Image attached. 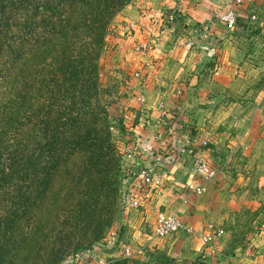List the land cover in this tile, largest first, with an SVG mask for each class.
Returning <instances> with one entry per match:
<instances>
[{
  "label": "trees",
  "instance_id": "obj_1",
  "mask_svg": "<svg viewBox=\"0 0 264 264\" xmlns=\"http://www.w3.org/2000/svg\"><path fill=\"white\" fill-rule=\"evenodd\" d=\"M132 1L0 0V264L33 253L44 212L60 194L59 175L76 155L83 159L78 204L67 208L71 222L63 229L48 223L55 238L45 263H70L102 240L118 217L120 161L105 109L93 98L100 95V59L111 23ZM69 223L70 229L83 223V238L91 234L93 241L67 256L75 243Z\"/></svg>",
  "mask_w": 264,
  "mask_h": 264
},
{
  "label": "crops",
  "instance_id": "obj_2",
  "mask_svg": "<svg viewBox=\"0 0 264 264\" xmlns=\"http://www.w3.org/2000/svg\"><path fill=\"white\" fill-rule=\"evenodd\" d=\"M230 2L186 1L188 18L200 32L203 25L210 39L206 42L196 39L198 44L193 38L183 41V45L177 41L164 44L163 48L169 50L173 59L163 61L160 57L158 61L166 70L163 68L157 76H149L145 85L133 93L145 94L146 105L135 99L132 102L133 94L129 95L131 103L128 99L125 101L136 111L150 112L154 117L150 127L142 121L134 124L131 144L137 146V158L142 160L140 167L156 165L163 183L157 190L140 196L138 208L121 204L122 219L126 224L132 223L129 224L132 236L144 243L149 240L144 245L152 248L157 243L154 234L160 212L176 215L194 228L196 234L179 232L166 238L168 251L219 256V260L215 258L218 264L230 261L231 264H255L264 250V0H245L237 27L231 32L214 18L215 12H226ZM160 54L156 51L154 57ZM122 67V74L131 72ZM161 98L166 101L162 103ZM160 104L165 105L162 108L167 128L174 133L170 138L162 133V140L190 139L198 153L216 169L218 175L213 181L204 183L194 175L193 156L179 155L173 159L170 156V160L157 163L160 158L151 160L146 152H138L146 145L161 148L164 144L157 143L155 138V118L162 112L157 110ZM202 141H207L208 146L200 148ZM129 180L130 185H137L141 183V176ZM191 182L207 186V195L190 201L186 186ZM244 209L260 216L249 223L241 213ZM210 223L224 231L214 245L203 241ZM260 223L261 231L249 232L244 227L251 224L256 228Z\"/></svg>",
  "mask_w": 264,
  "mask_h": 264
},
{
  "label": "rangeland",
  "instance_id": "obj_3",
  "mask_svg": "<svg viewBox=\"0 0 264 264\" xmlns=\"http://www.w3.org/2000/svg\"><path fill=\"white\" fill-rule=\"evenodd\" d=\"M186 1L188 0H133L129 6L116 15L111 23L109 34L105 43V50L102 53L100 59L101 69L98 85L101 96L99 95V98H93V101H97L99 99L101 106L105 109L104 116L109 119L110 132L112 133V149L115 152L116 158L118 161H120V186L116 200L119 199V197L121 200L122 195L128 190L134 192L136 197L138 195V199L140 196L144 197V195H146L149 191L157 190L154 187H145L142 183L130 185V176H127L126 170L127 167L123 168L122 161L128 150L137 149L136 145L131 144L133 141L132 128L134 124H136L138 121H142L146 123L147 127H150L152 124L151 122H153L154 119L152 113L150 114V112H144L140 109L136 111L137 109L135 107H129L130 105L127 106L125 101L127 99L129 100V95L136 92V88L145 85V82L149 76H157V74H159L163 68L166 70V67H163L158 61L160 57L163 61H168L172 58L170 52H168L169 50L167 51L163 48L164 44H171L172 42V44H174L176 41L177 43L181 44V42L185 40L190 41L191 38H193L194 43L197 42L196 44H198V41L204 42L205 40H209L211 37L209 36L208 38H204L200 30L198 31V29L195 27L196 25L194 26L195 23L190 21V18H188L189 15H187L185 12ZM170 14L174 15L175 20L174 24L169 28L165 27L163 23H153L154 19L160 18L162 20ZM162 26L166 29H163ZM195 32L198 34L196 35ZM196 39H198V41H196ZM158 40L161 43L156 44L158 43ZM156 51L161 53L160 56L154 57V52ZM126 63H128V65ZM122 66H124L125 70H131V72L122 74ZM165 74H168V72ZM29 93H31V91H29ZM141 93L133 94V97H130V99H132V102L136 100L139 104L146 105L147 97L145 94ZM131 101L129 100V103H131ZM160 101L163 103L166 100L161 98ZM162 107H165V105H157L158 112L160 109L162 112H159V115L155 118V125L157 128V135L155 138L157 143L162 141L164 144L161 148H156L152 145H146L144 148L140 147L139 149L141 150H137L142 154H145L146 152L147 156H149L150 152H152L153 156L160 158L157 163L170 160V156H172V159L179 156L181 146L186 143V139L184 138L180 142L178 140H162L163 134L167 135L168 138L174 134L167 128L168 124L165 123L166 114L164 113V109ZM160 128H164V132H161L159 130ZM202 144L203 141L199 143L200 148H203ZM76 156L77 158L74 159L73 157L70 159L69 167L63 170L59 175L58 184L55 189L58 191L60 190V194L56 199H52L49 202L50 205L47 206L44 212V222L42 224L44 225L43 231L42 233L37 234L38 245H32L30 251L33 253L25 252L17 257L15 259V264L49 263L50 259L48 260V258L50 251L48 248V243L54 240L55 233L49 232L48 223L52 222L58 225L57 231L63 229V224L66 222V220L71 222L68 220L69 211H67V208H69V206L73 208L76 206V204H78L77 200L79 199V192L81 189L78 188L76 181L77 174L80 170V165L83 163V159L80 155ZM205 159L207 160V158ZM153 168H156V165H154ZM160 178L163 181V177L160 176ZM72 192L74 193L72 194ZM208 192L209 190L207 188V191L202 194L197 195L189 193L188 197L190 201H196L197 199L199 200L206 196ZM68 193L70 195H68ZM1 196L0 206L3 204V198ZM120 200H117L119 204ZM139 201L141 200L139 199ZM119 204L116 207L119 215L114 220L112 227L102 240L93 244L94 246L108 247L107 249L109 250L106 251L107 254L103 256L106 258V260H108L109 264H113L118 260H126V258L121 256L127 250L132 253V257L127 258V260L130 262H153L152 264H156L160 263L161 261L174 259L178 263L189 261L197 264H218L215 258L219 260V256L217 257L214 255L213 258L207 257L203 254H195L191 251L187 254H184L183 252L181 253L180 251H168V247L166 243H164L166 238H156L155 240H157V243L155 244V247L153 246L150 248L145 246L149 240L144 243L145 241L139 239V237L136 238L131 235V230L133 229L130 228L131 225L129 224L132 223L126 224V222L122 219L123 216H120L121 214ZM162 213L163 212H160V214ZM241 213L244 215L245 219L249 221V223L254 222V220L260 216V214L257 212L252 213L245 209L242 210ZM135 216L136 215H133L134 219H136ZM67 226L69 230H73V233L75 234L73 238L75 243L72 245V249L68 250L67 253L66 251L64 252V255L66 253L68 256L72 254V251L77 246V244L82 243L83 246H87L93 241V239L91 234L83 238L85 233V227L83 223H80L79 227L78 225L72 224V229H70V223ZM244 227L248 228L249 232L250 230L253 231V229H256V231H261L263 225L260 223L256 226V228H253V226L250 224ZM195 232L196 231L194 230L192 234L187 232L185 233L188 235H195ZM62 234L64 235L63 232ZM246 235L248 234L246 233ZM241 236L242 234H240L238 237ZM81 238H83V240H81ZM218 238L220 237L215 236L211 243L214 245ZM232 244H234V242L231 243V246ZM163 245H165V247ZM206 245H208V243H206ZM61 247L62 245H60V248ZM157 247H162L166 249V251ZM38 251L41 252L37 256L36 252ZM60 254L63 255L62 248ZM253 257L254 256H250L251 259ZM229 264H231V261ZM245 264H248V262ZM255 264H264V250L262 253H260L258 262Z\"/></svg>",
  "mask_w": 264,
  "mask_h": 264
},
{
  "label": "built area",
  "instance_id": "obj_4",
  "mask_svg": "<svg viewBox=\"0 0 264 264\" xmlns=\"http://www.w3.org/2000/svg\"><path fill=\"white\" fill-rule=\"evenodd\" d=\"M245 3V0H231V2L228 5V10L226 12H215L214 18L216 21L222 23L225 25L226 30L228 31H234L238 24V18L239 13L242 11L243 5ZM160 17V16H159ZM252 19L254 20L255 17L253 16ZM175 17L174 15L170 14L165 19H154L153 23H163L165 27L169 28L174 24ZM163 27V26H162ZM163 27V29H166ZM134 29V28H133ZM201 30L204 38H208L206 33H204L203 25H201ZM158 44V43H156ZM184 42H181V45H183ZM189 45H192V43H188ZM208 142L203 141L202 147H207ZM180 155H186V156H193L195 159L194 164V175L201 179L204 183L211 182L217 177V171L212 167V165L201 156L199 151H197V147L190 139L186 140V143L181 146L180 148ZM138 154L136 150L129 149L126 153L125 157L123 158L122 164L123 168H126L127 170V176H130V178H133L135 176H141V183L145 187H154L159 188L162 185V180L160 176L157 174V171L153 167H145L141 168L140 163L141 159L137 158ZM155 159V156H153V153L150 152L148 158ZM186 190L188 193L191 194H202L207 191V186L196 184V183H188L186 186ZM122 206H126L127 208H138L140 206L139 200L135 197L134 192L125 193L122 197ZM187 232L192 234L193 228L187 226L184 221L177 217L176 215H165L160 214L157 218V224L155 229V238L161 239V238H168L174 234H177L179 232ZM224 234V231L216 229V226L214 224H210L208 226V233L203 236L204 243L210 244L211 241H213L215 236H222ZM107 248L104 246H92L88 249H85L81 254L76 256L70 263L67 264H109L108 260L103 256L107 254ZM121 257L124 258H131L132 253L127 250Z\"/></svg>",
  "mask_w": 264,
  "mask_h": 264
}]
</instances>
